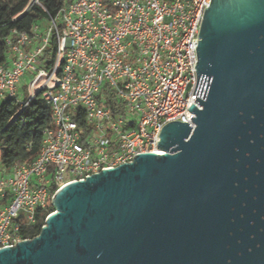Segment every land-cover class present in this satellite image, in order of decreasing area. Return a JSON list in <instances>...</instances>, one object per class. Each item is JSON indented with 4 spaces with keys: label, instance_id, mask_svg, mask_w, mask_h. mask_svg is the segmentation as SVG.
Wrapping results in <instances>:
<instances>
[{
    "label": "water",
    "instance_id": "1",
    "mask_svg": "<svg viewBox=\"0 0 264 264\" xmlns=\"http://www.w3.org/2000/svg\"><path fill=\"white\" fill-rule=\"evenodd\" d=\"M199 39L195 128L57 192L0 264H264V0H211Z\"/></svg>",
    "mask_w": 264,
    "mask_h": 264
},
{
    "label": "built area",
    "instance_id": "2",
    "mask_svg": "<svg viewBox=\"0 0 264 264\" xmlns=\"http://www.w3.org/2000/svg\"><path fill=\"white\" fill-rule=\"evenodd\" d=\"M210 4L65 0L57 15L11 33L0 104L17 100L24 109L41 94L53 127L43 132L35 160L10 169L0 163V250L29 241L23 231L69 184L142 154H165L158 144L172 122L195 128L191 109H203L194 95L196 49ZM33 6L42 7L41 0H31L21 15ZM27 75L29 94L21 100Z\"/></svg>",
    "mask_w": 264,
    "mask_h": 264
},
{
    "label": "trees",
    "instance_id": "3",
    "mask_svg": "<svg viewBox=\"0 0 264 264\" xmlns=\"http://www.w3.org/2000/svg\"><path fill=\"white\" fill-rule=\"evenodd\" d=\"M31 0H0V66L7 63L6 40L15 30L29 32L35 24L55 16L65 0H41V6H33L27 13L22 12ZM53 51V50H52ZM48 56L51 51L47 52ZM112 105V102H109ZM80 127L84 122L75 118ZM53 127L50 107L41 94L24 109L17 100H7L0 104V163L5 168L35 160L43 140V132ZM55 190L52 191V194ZM56 211L50 200L48 207L38 210L36 223L23 231L25 239L38 237L47 218Z\"/></svg>",
    "mask_w": 264,
    "mask_h": 264
},
{
    "label": "rangeland",
    "instance_id": "4",
    "mask_svg": "<svg viewBox=\"0 0 264 264\" xmlns=\"http://www.w3.org/2000/svg\"><path fill=\"white\" fill-rule=\"evenodd\" d=\"M47 23H45L46 25ZM31 83V78L27 75L21 82V85L19 87V97L21 100L25 99L27 95L29 94V85ZM42 82L39 84L41 87Z\"/></svg>",
    "mask_w": 264,
    "mask_h": 264
}]
</instances>
